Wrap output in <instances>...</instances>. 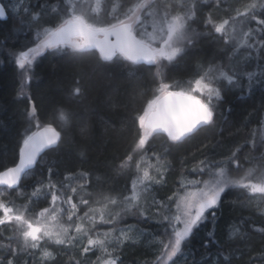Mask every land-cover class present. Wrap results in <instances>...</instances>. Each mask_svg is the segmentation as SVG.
Wrapping results in <instances>:
<instances>
[{
	"label": "snow or ice",
	"instance_id": "snow-or-ice-1",
	"mask_svg": "<svg viewBox=\"0 0 264 264\" xmlns=\"http://www.w3.org/2000/svg\"><path fill=\"white\" fill-rule=\"evenodd\" d=\"M52 2L49 0L47 7L41 5L35 10L20 5L26 22L37 29L34 46L14 53L22 76L46 50L70 49L77 57L96 56L98 53L97 66L101 62H111V65L124 68L129 82L137 79L139 69L133 66L154 65L153 83L156 86L151 98L146 99L143 108L136 113L133 146L118 167L119 172L134 167L130 190L126 187L115 195L98 192L96 195L99 198L88 199L86 197L93 195L88 190L89 173L69 172L63 181H54L57 173L49 165L47 180H38L28 197L29 204L18 208L4 199L6 193L15 190L22 179L31 174L34 166L44 162V157L55 151L63 139L62 131L52 122L41 123L35 102L28 98L29 127L19 146L18 162L0 170V186H3L0 187V228L12 232L4 237L0 231V250L6 253L0 258V264H18L22 255H35L34 250L39 251L41 264H46L55 260L47 245L77 249L80 257L99 250L102 255L97 256L94 264H118L119 257L114 253L126 241L132 240L130 233L133 229L130 226L117 228V224L122 219V213L133 209L135 214L145 217L140 204L142 195L153 185L163 182L170 167L166 154L168 149L187 142L204 129L216 126L217 104L214 101L222 100L224 81L229 88L239 87L243 91L241 80L244 74L236 70L232 58L241 47H246L252 51L248 52L245 63L250 62L252 52H255L256 58L264 60V18H261L264 16V0H251L242 8H236L234 15L218 23L209 12L202 22L210 29L209 35L219 34L227 45V63L210 65L207 69L201 66L191 79L171 82H165L163 69L175 66L187 56L202 35L192 26L198 19L199 0H178V10L170 0H135L122 11H117L118 6L114 5L111 19L102 23L98 20L102 0H55V9ZM221 3L222 0H214L213 6L220 7ZM61 14L64 18L58 25L43 26L45 17ZM0 18H6V10L2 6ZM252 22L256 27L251 26ZM164 61L168 64L165 65ZM246 75L251 82L254 73ZM19 94L23 95V90ZM71 94L74 97L83 95L79 80L75 81ZM71 118L70 111L63 107L55 110L52 117L63 125H68ZM261 123L264 124V119ZM156 138L164 141V152L154 149L151 142ZM261 142H264V137ZM249 143L253 149L257 146L255 140ZM260 160L258 175H254L256 168H249L239 177L233 173L239 172L243 165L235 151L226 160H201L193 166V173L206 178L182 183V194L169 197L170 201L175 198L174 210L158 202V209L165 211L162 214L158 210L156 214L161 216V222H166V226L159 241L157 264H177L200 227L210 218L215 222L216 210L222 203V196L227 194L226 190L246 189L264 199V156ZM41 198L48 206L33 211L31 206L38 204ZM110 205L120 207V211L113 214L109 210ZM82 208L87 210L80 215ZM260 211L264 212V208ZM98 224L112 227L100 231ZM233 227L230 226L227 232L229 240L238 235L241 239L246 238V232H241L239 227L233 230ZM116 232L119 235H114ZM218 243L214 233L209 231L201 247L207 251L209 245ZM250 260H259L260 264H264V251L258 257H250ZM225 261L230 264V257L219 251L213 260H205L204 264H223ZM69 264H82V261L70 255Z\"/></svg>",
	"mask_w": 264,
	"mask_h": 264
},
{
	"label": "trees",
	"instance_id": "trees-1",
	"mask_svg": "<svg viewBox=\"0 0 264 264\" xmlns=\"http://www.w3.org/2000/svg\"><path fill=\"white\" fill-rule=\"evenodd\" d=\"M1 1L6 5L9 17L6 20L0 19V170L18 161L19 146L29 127V97L37 106V117L41 123L52 122L62 131L63 137L59 147L49 152L44 157V162L37 164L15 190L6 193L4 199L18 208L28 205V197L37 181L47 180L49 165L57 173L53 177L54 181H63L69 172L89 173L88 190L93 195L86 197L88 199L99 198L96 195L98 192L115 195L126 187L130 190L134 167L124 172H119L118 167L132 149L136 113L143 108L146 99L151 98L156 86L153 83L156 67L133 66L139 69L136 72L137 79L129 82L126 69L111 65V62H101L97 66L98 53L96 56L89 54L77 57L70 49L47 50L37 57L29 72L22 76V70L15 63L14 53L18 54L19 51L26 50V47H32L37 29L26 22L27 18L20 5L24 4L35 10L41 5L47 7L49 0H20L19 3L18 0ZM134 2L135 0H102L99 22L111 19L114 5L118 6L117 11H122ZM170 2L178 10V0ZM249 2L251 0H222L220 7H214V0H199L198 19L192 26L202 35L187 56L175 66L169 65L163 69L165 82L186 81L201 66L207 69L210 65L227 63V45L219 38V34H208L210 29L204 26L202 19L211 12L214 21L221 22L234 15L236 8H242ZM13 6H17L15 13H12ZM56 7L53 0L52 8ZM63 18V14L50 15L45 17L42 24L44 27L56 26ZM251 26L256 27L255 22ZM253 53V64H246L255 75L251 82L247 75L242 76L243 91L239 87L229 88L227 83H223L222 100L216 101V126L204 129L187 142L168 149L166 154L170 167L163 182L156 184L146 194L145 217L135 214L136 211L122 213L117 226L136 224L147 232L141 240L126 243L121 253L116 254L119 257L118 264L155 263L166 222H161V216L154 211L157 204L152 200L157 197L171 209L174 199L170 201L169 197L177 195L182 177L197 176L192 168L199 161H223L235 151L243 168L233 175L243 176L249 168H256L254 175L260 172V158L264 156V142H261L264 137V124L261 123L264 119V60L256 58L255 52ZM163 63L168 64L167 61ZM76 80L83 87V95L79 97L71 94ZM21 90L23 95L19 94ZM61 107L72 114L68 125L52 119L55 110ZM253 140L257 145L254 149L249 143ZM151 143L155 150L164 152L166 145L162 139L156 138ZM226 193L216 210L215 222L210 218L200 227L191 244L184 249L183 256L178 259L181 264H204L205 260H213L219 251L230 257V264H260L259 260L253 261L250 257H258L264 251V231H261L264 229V212L260 211L264 207L258 205V196L246 189L230 188ZM47 206V202L41 198L38 204L31 207L33 211H38ZM113 207L116 208L109 206ZM86 210L82 208L80 215ZM159 211L163 214L165 210ZM230 226H234L233 230L239 227L241 232H246V238L241 239L238 235L229 240L227 232ZM106 228L110 226H98L100 230ZM0 231L4 237L12 234L10 229L0 228ZM209 231L214 233V238L219 243L209 245L205 251L201 245ZM47 248L53 252L55 260L46 264H69L70 255L81 259L82 264H85L94 254L80 257L77 249L54 245H47ZM34 251L33 256L22 255L18 264H41L39 251ZM5 255L0 250V258ZM37 258L40 261L36 262ZM223 264L229 262L225 261Z\"/></svg>",
	"mask_w": 264,
	"mask_h": 264
},
{
	"label": "rangeland",
	"instance_id": "rangeland-1",
	"mask_svg": "<svg viewBox=\"0 0 264 264\" xmlns=\"http://www.w3.org/2000/svg\"><path fill=\"white\" fill-rule=\"evenodd\" d=\"M12 9V13H15V11L17 10V6H13V8H11ZM249 42H251V41H249ZM34 45V44H33ZM32 45V46H33ZM250 51H252V50H250V49H247L246 47H241L239 50H238V52H237V54H236V56L234 57V61H233V64H235L236 65V70L239 72V73H241V74H245L246 75V73H248V72H252L251 71V69H248L247 68V64L245 63V60L247 59V56H248V52H250ZM255 57V55H254V53L252 52V58H251V60H250V64L249 65H252L253 63V58ZM220 65V64H219ZM252 73H254V75H255V72H252ZM223 83H227V81H224ZM214 103H217L216 101H214ZM258 173H260V172H257V175H258ZM165 177V176H164ZM202 178H206V177H201V176H194V175H187L186 177H182L181 178V182L182 183H186L187 181H189V180H192V179H202ZM156 185V184H155ZM155 185H153L152 187H151V189L153 188L154 189V186ZM178 188H180V186L178 187ZM151 189H149V191L151 190ZM149 191H147V192H145V193H143V195H142V198H141V201H140V204H141V206H142V208L144 209V211H145V206H146V194L149 192ZM153 191V190H152ZM182 192H183V189L182 188H180V190L178 191V193H177V196L178 195H180V194H182ZM154 193V192H153ZM257 196H258V199L256 200L257 201V203H258V205H261V207H264V199H261V196H260V194H256ZM175 199V198H174ZM157 202L156 204L157 205H155L154 203V205L156 206V210H154L155 212H157L158 210H160V209H158V202H162V200L161 199H159V198H157V197H154L153 198V200H152V202ZM171 209L172 210H174V200L171 202ZM109 210L113 213V214H115L116 212H118V211H120V207H113V208H109ZM136 210L135 209H133L131 212H135ZM98 226H99V224L97 225V229H98ZM110 227H112V225H109ZM126 226H130L132 229H133V231H132V233H130V235H132V240H129V241H126L125 243H124V245L122 246V247H120L119 249H118V251L116 252V253H114V255H116V254H119V253H121V251H122V249L124 248V246L126 245V243H128V242H134V241H138V240H141L142 239V237L145 235V233L147 232L145 229H142V228H140L139 227V225H136V224H128V225H125V226H117V228H125ZM98 230H100V229H98ZM108 230V228H106V229H103V230H100V231H107ZM114 235H119V232H116ZM160 249V248H159ZM49 250V249H48ZM93 253V252H92ZM157 253V256L159 255V250L156 252ZM102 255V253L99 251V250H96V251H94V254H93V256L92 257H90V260H89V262H86L85 264H94V262L96 261V258H97V256H101ZM38 258H40V253H39V255H38ZM36 259V262H38V261H40L39 259ZM182 262H181V260H178L177 261V264H181ZM154 264H157V259L155 260V263Z\"/></svg>",
	"mask_w": 264,
	"mask_h": 264
},
{
	"label": "water",
	"instance_id": "water-1",
	"mask_svg": "<svg viewBox=\"0 0 264 264\" xmlns=\"http://www.w3.org/2000/svg\"><path fill=\"white\" fill-rule=\"evenodd\" d=\"M0 6H2V7H5V5L0 1ZM5 10H6V7H5ZM8 14H6V18H0L1 20H6V19H8ZM19 159V158H18ZM18 162V161H17ZM15 165V164H14ZM14 165H12V166H14ZM12 166H10V167H12ZM36 166H34V168H35ZM1 187V186H0Z\"/></svg>",
	"mask_w": 264,
	"mask_h": 264
},
{
	"label": "bare ground",
	"instance_id": "bare-ground-1",
	"mask_svg": "<svg viewBox=\"0 0 264 264\" xmlns=\"http://www.w3.org/2000/svg\"><path fill=\"white\" fill-rule=\"evenodd\" d=\"M6 7V6H5ZM6 14H8L7 8H6Z\"/></svg>",
	"mask_w": 264,
	"mask_h": 264
}]
</instances>
